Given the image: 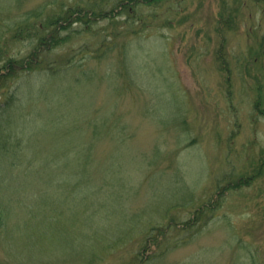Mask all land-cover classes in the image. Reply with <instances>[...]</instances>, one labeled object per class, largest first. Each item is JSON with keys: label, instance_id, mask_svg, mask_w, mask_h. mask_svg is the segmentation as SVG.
Segmentation results:
<instances>
[{"label": "rangeland", "instance_id": "1", "mask_svg": "<svg viewBox=\"0 0 264 264\" xmlns=\"http://www.w3.org/2000/svg\"><path fill=\"white\" fill-rule=\"evenodd\" d=\"M68 8L90 22L49 51L7 28ZM260 43L264 0H0V143L18 155L0 159V264H134L158 230L152 264H264Z\"/></svg>", "mask_w": 264, "mask_h": 264}, {"label": "trees", "instance_id": "2", "mask_svg": "<svg viewBox=\"0 0 264 264\" xmlns=\"http://www.w3.org/2000/svg\"><path fill=\"white\" fill-rule=\"evenodd\" d=\"M129 1H135L136 2V1H142V0H129ZM143 1L147 2V3H151L152 1L157 2L158 0H143ZM31 15H35V17H38L39 12L38 13L35 12L34 14H31V12L28 13L29 18L32 17ZM73 15H75L73 22H78V21H83L85 23L90 22L91 17H90L89 13H83V16H80L81 10H75V9L68 8L67 10L63 11L61 14L52 15V17H51L52 19H46V20H44L45 22H43V21L39 22L38 25L32 24V26H30L29 29H28V19H21V20L16 21V22L14 21L13 23H10L7 26V28H8V30H11V29L17 30L15 35H14V37L17 39H19L23 35L25 30L29 34H31V36H33L34 34L36 36L40 35V33L43 30L44 34L37 38V45H36L35 49H38L37 52H41V51H45V50L49 51L53 46L60 45V43L62 42L61 40H63V37L60 36V31L62 29H66L69 26V24L72 23V22H70V19L72 18ZM46 30H49V31L46 32ZM38 31H41V32H38ZM37 52L32 51L31 55L26 59H22V60L10 59L3 66V69H8V70L10 69L11 70L12 69L11 66H13V65H16L15 66L16 69L15 70L13 69L12 73H14V71H18L19 69H23V68L24 69H31L32 66L37 64V59H36V57H34V54H36ZM218 55H219V52H218ZM263 55H264L263 44L260 43L259 48H258V53L256 52V54H254L253 57L251 58V61H253V64H255L254 62L256 61L258 56H263ZM222 57H223V55L221 56V58ZM221 60L223 61V63H225L223 58ZM54 73H56V72H53L52 74H54ZM7 75L12 76V74L7 72L6 76L5 75L0 76V80L3 81V79L6 78ZM259 92L260 91L258 89V93ZM258 105H259V101L255 102V106H257V107H255L256 109H258ZM261 112L264 113V110H262V111L260 110V113ZM29 142H30V140L28 138L27 143H29ZM7 146L8 147L5 148V146L0 143V159H3L4 157L12 156L17 160L18 155H17V151L15 149L16 148L15 144L11 147V143L8 144V142H7ZM36 173L34 172V174H36ZM42 199L43 200H50L48 195L43 197ZM82 199H85V194H84V197ZM51 201H55V200H51ZM53 203H56V202H53ZM58 204L60 205L59 202H58ZM4 215L5 214H3L2 207L0 204V222H2ZM196 219H198V217L197 218L195 217L191 221L187 222L188 224H186V225L192 226L194 224V223H192V221H196ZM161 235H163V231L158 230V232L155 235H153L151 233L150 235H148L146 237L144 244L140 247V249L138 250V253L136 254L134 264H152L151 262L154 258H158L163 254V253L158 254V253L152 251V249H150L151 246H154V245H152L153 243L154 244L157 243V241L161 237Z\"/></svg>", "mask_w": 264, "mask_h": 264}]
</instances>
